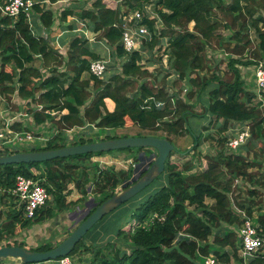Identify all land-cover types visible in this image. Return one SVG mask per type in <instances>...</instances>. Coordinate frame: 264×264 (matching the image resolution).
Listing matches in <instances>:
<instances>
[{"label": "trees", "instance_id": "obj_1", "mask_svg": "<svg viewBox=\"0 0 264 264\" xmlns=\"http://www.w3.org/2000/svg\"><path fill=\"white\" fill-rule=\"evenodd\" d=\"M122 2V6L113 9L103 0H95L92 8L78 13L65 8L59 18L65 21L68 16H77L87 21L88 28L97 33V38L116 46L118 54L124 55L121 43L123 30L114 25L119 21L121 9L143 10L153 5L165 25L162 34L170 41L171 65L180 75L177 85L183 88L185 84L182 80L185 79L189 87L185 97L172 105L165 88L159 87L169 82L167 75L143 69L137 64L141 59L137 51L130 55L121 72L112 73L108 81H102L88 74L91 59L101 54L94 49L97 45L84 35L71 41L65 57L44 35L34 30L25 14L17 19L0 15V94L11 102V94L18 88L19 97L27 101L23 109L32 115L35 124L38 126L50 121L58 131L45 147L31 151L67 146L65 131L86 123L102 128L135 125L151 132L140 136L165 137L173 144L174 136L190 132L194 136L192 150L195 151L204 137L198 131L205 130L195 129L191 115L210 117V124L215 125L220 136L217 139L212 138L210 133L207 136L216 143L218 151L206 157L208 164L200 170L196 162L203 157L202 153L196 162L193 155L183 165L171 158L167 160L164 171L167 182L137 203L131 214L142 223L155 213L163 219H155L150 227L119 228L116 235L118 242L121 241L119 245L118 242L104 243L98 239L87 245L88 234L105 215L76 244L69 256L84 246L85 250L94 252V260L90 264H196L195 261L201 262L199 256L205 258L212 250L223 262L231 263L232 258L240 260L237 255L238 233L229 229L241 225L240 210L252 215L254 205L261 203L263 192L259 188H264V100H260L258 93L246 86L238 65L258 64L264 58V0ZM34 11L43 27L49 29L56 23L57 15L53 9L35 5ZM144 22L154 29L155 20L146 19ZM192 22L193 31L190 30ZM222 27L231 29L232 33L224 37L218 32ZM252 31L256 33L255 38ZM158 42L163 40L155 37L148 47L152 49ZM208 49H223L229 58L216 61L215 57L209 56ZM225 64L227 69H224ZM195 98L204 102L201 113L194 110ZM107 99L114 103L112 111L106 106ZM155 100L166 103L163 107H156ZM12 105L15 109L20 108L17 102ZM39 106L42 108L39 109ZM52 111L63 113L56 119L58 115H53ZM243 121L250 123L252 140L242 149L247 153L253 152L252 160L242 152L229 153L224 149L228 138L225 132ZM21 126L16 124L17 129ZM116 137L120 136L104 139ZM94 141L81 139L74 144ZM252 141H258L259 145L255 147ZM147 150L128 147L42 162L0 165V248L15 245L28 248L23 241L11 242L18 227L27 228L32 222L43 223L57 213L72 209L74 204L87 202L91 187V193L100 195L97 201L101 204L132 176L131 169L109 166L99 169L91 179L83 163L97 155L121 151L136 152L134 160L137 161L138 155ZM192 150L184 153L190 155ZM174 154L172 152L171 157ZM18 175L35 177L51 195L47 204L32 219L24 218L11 195ZM241 178L252 186L247 190L248 196H259V200L251 199L245 204L239 192L238 180ZM70 184H74L82 194L77 201L68 200ZM259 221L264 227V215L259 217ZM175 244H179L181 252L189 257L178 250H166ZM211 244L216 249H212ZM53 247L51 243H45L29 249L47 251ZM128 248L130 253H127ZM104 249L106 251L102 252ZM249 264H264V253L258 254Z\"/></svg>", "mask_w": 264, "mask_h": 264}, {"label": "built area", "instance_id": "obj_2", "mask_svg": "<svg viewBox=\"0 0 264 264\" xmlns=\"http://www.w3.org/2000/svg\"><path fill=\"white\" fill-rule=\"evenodd\" d=\"M123 0H103V2L110 8L117 9L122 6L120 2ZM107 2V3H106ZM35 5H40V7L49 9L52 5L51 0H0V15L6 17H12L17 19L21 14H25L27 21L32 24V14ZM153 10H149L150 8ZM77 17V16H72ZM79 18V17H77ZM80 19V18H79ZM155 20L154 29L152 30L145 20ZM82 20V19H81ZM87 21H81V31H84ZM122 28V38L121 43L124 49V55H119L116 46L109 44L106 40H102L103 44L106 42V48L108 53L106 56H100L98 58H93L90 61L88 74L94 78L100 79L102 81H108L110 74H112L113 67L111 66L112 59L117 60L118 69L115 71L119 73L123 70V65L125 62L129 61L130 55L137 51L140 54L141 59L137 61V64L142 66L143 69H147L152 73L158 74L162 72L167 75L166 80L169 81L166 85H159V87H164L167 92V97H169L172 105H175L179 98L185 97L189 90L186 85V80L183 79L182 82L185 84L183 88L177 85L180 79L179 73L171 65V47L170 41L167 36L162 34L165 28L163 21L158 16L157 12L154 11V6H146L145 9H134L126 11L124 8L121 9L119 13V21L114 24ZM194 22L190 24V30L193 31ZM93 32V31H92ZM94 36L89 37L88 33L84 31V35L91 41L96 40L97 33L93 32ZM155 37L160 38L163 42H158L154 48L150 49L148 43L152 42ZM53 45L52 43H50ZM56 51L61 55L67 56L70 47L63 49L59 44L56 43L54 46ZM223 50V49H221ZM224 51V50H223ZM212 49H208L210 57H215L219 59V56L213 55ZM226 55V52H223ZM152 61V62H150ZM120 65V67H119ZM239 68L243 69L242 65H238ZM49 74V73H47ZM254 74L257 81V93L260 100H264V62H259L254 69ZM176 82V84H175ZM93 83V82H92ZM19 86L18 77L16 78V87ZM12 101L8 102L4 94H0V155L12 154L16 151L13 148H7L8 144H16L23 141L33 140L34 133L25 128L16 127L17 122L21 121L23 116H27L29 113L25 112L24 109L13 108L12 103L16 104L15 97H19L18 88L14 93L11 94ZM152 98V97H151ZM24 100V99H23ZM27 101L24 100V105ZM165 101L155 100L156 107H163ZM150 107V105H147ZM42 106H39L41 109ZM82 109V107H81ZM65 112V111H64ZM53 115H58L56 119L63 113H57L55 111L51 112ZM30 115V114H29ZM50 124L51 122L48 121ZM93 127L97 126L94 123H86L83 127ZM78 128V127H75ZM72 129L66 130L70 132ZM57 130V129H56ZM234 134H232L226 141L225 147L227 152L232 153L234 150L240 149L246 146L249 141L252 140V133L250 123L248 121H243L237 124L234 128ZM65 131V132H66ZM58 132V131H57ZM57 134V133H56ZM55 135V134H54ZM69 138L72 140L73 136L70 134ZM50 138H46L49 140ZM47 145V141L43 147ZM31 148L33 145H30ZM175 156L171 157L173 162H178L179 160L173 159ZM132 161V160H131ZM204 166L207 165L204 159ZM127 166V165H124ZM123 166V167H124ZM136 166V163L133 164ZM243 178L239 179V183ZM122 186V185H121ZM119 187V190L121 189ZM118 190V191H119ZM11 195L14 198L15 206L18 210L23 212L24 218L32 219L35 217L38 210L43 208L48 200L51 198L50 193L47 188L39 183V180L35 177H26L24 175H18L15 181V186L11 189ZM79 209V208H78ZM241 215V225L236 229L238 233V249L237 255L239 257L240 264H249L250 261L257 257L258 254L264 253V227L261 226L259 217L254 211L252 215L247 214L245 210L239 211ZM163 216H159L157 213L153 214L146 221L139 222L137 219L134 223L130 224V227L135 229L137 226L150 227L155 219H163ZM57 264H76L72 256H64L56 260ZM204 264H233L223 262L214 253L205 257Z\"/></svg>", "mask_w": 264, "mask_h": 264}, {"label": "rangeland", "instance_id": "obj_3", "mask_svg": "<svg viewBox=\"0 0 264 264\" xmlns=\"http://www.w3.org/2000/svg\"><path fill=\"white\" fill-rule=\"evenodd\" d=\"M87 1L93 3L95 0H87ZM122 3L123 2H120L121 5H122ZM149 10L151 11V10H153V8L151 7ZM87 24H88V22H87ZM218 32L220 34H222L224 37H228V35H230L232 33V30L229 28L222 27L219 29ZM90 33L91 34H89V36L93 37L94 34H92V32H90ZM82 35H84V34H82ZM84 37H86V34L84 35ZM252 37L253 38L256 37V33H254V31H252ZM102 40H100L96 36V40L91 41V43H93L94 45H97L94 49L96 51H98L101 54V56H106L108 53V50L106 48V42H104L105 44H103V42H101ZM48 41L50 42V38L48 39ZM223 52L224 51L221 49L214 50V52H212V54L213 55L215 54V56H219V59H216L214 57L213 58L216 61H219L222 59H228L229 55H227V54L223 55ZM63 56H65V55H63ZM261 62H264V58ZM218 63H220V62H214V64H218ZM111 66L113 67L112 73H116L115 71H117V69H118L116 59H114V58L112 59ZM242 66H243V69H241V68L240 69L242 72L243 79L246 83V86L257 92L258 85H257L256 77L254 74V69L256 68L257 64L253 63V64H249V65H245V66L242 65ZM119 67H120V65H119ZM221 69H223V68L221 67ZM224 69H227L226 64H225ZM195 100H196V98H195ZM203 108H204L203 100H196L194 103L195 112L201 113ZM194 118L197 120L200 119V117H198V116L191 115V120H193ZM201 119L203 121V125L200 123L201 124L200 128H197L196 125L193 124L196 130H200V129L205 130V131H198V132L203 133L204 137L201 139L200 147L195 149L196 154H195V151L192 150V147L194 145V136L192 133L188 132V133H185V135L173 137V142H174V145L176 147V150L173 151L175 153L173 155V156H175L173 159L179 160L178 163H180V165H183L193 155L196 157V158H194V161L196 162L198 160L199 154L202 153L203 157L200 159L199 162H196L197 163L196 166L199 168L198 170L204 169V164H203L204 159L206 160V163H207L206 157L208 155L212 156L213 154H215L218 151V147H217L216 143L213 142L212 138L217 139V137L220 136V131L217 130L215 125L210 124V122H209L210 117L209 116H207V118L204 117ZM233 128L234 127H232L229 131L225 132V134L227 135L228 138L232 134L235 133ZM55 130L56 129L54 128L53 132H55ZM149 133H151V132L144 131L140 127L135 126V125L123 126L120 128H102V127L93 128L91 126L90 127L88 126L84 130H79V132H73V135H72L73 139L71 140L69 137H66L65 141H67V144L70 145V144H74V142H79L81 139H84V140L93 139L95 141H98V140L104 139L107 136H120V137L121 136H123V137L124 136H140V135L149 134ZM209 133H210L212 138H209L207 136V135H209ZM252 142L254 143L255 147L257 145H259L258 141H252ZM41 143H42V141L41 140L39 141V139L35 135L33 140L23 141V142H19L16 144H8V145H6V147L16 149V151H25V150H31L30 145H33V144L36 148H40L42 146ZM190 149L193 152L190 155L186 153L187 154L186 155L184 152L187 150H190ZM224 149L226 150L225 146H224ZM243 150L244 149L240 148V149L234 150V152H236V153L242 152V154L244 156L246 155V156H248L249 159L252 160L253 159V156H252L253 152L247 153L246 151H243ZM146 153L148 155H150L151 153L152 154L156 153V150L152 149V148H148ZM135 155H136V152L131 153V152H125V151L115 152V153H107L104 155H97L94 157L95 158L100 157V156L108 157V160H107L108 162H105L104 160H94V158H92V159L86 161V164L83 163V168L87 170L91 179L97 175V172L99 169H104L105 167H109V166H112V167H115L118 169H124L123 166L128 165L133 170V167H134L133 164L137 163L139 160V159L137 161L134 160ZM139 155H138V157H139ZM115 158H118L120 160V161H118V162H120L119 164H116L115 162H114V164H111V163H113V161H116ZM145 162L148 164L149 159L148 158L144 159V163ZM262 163H263V167H264V159L262 160ZM34 172L38 173V171L36 169H34ZM192 172H194V171H192ZM43 178L46 179L45 176ZM166 182H167V175L165 173H163L157 179H155L145 190H143L140 194H138L135 198L129 200L127 203L122 204L121 206H119L118 208L114 209L112 212L107 214L104 219H106V217H108L109 215L115 213V211H117V210L118 211H124L123 209L126 208L125 205L128 206V205L132 204V206L130 208H128V211L127 212L125 211L121 215V219L119 220L120 221L119 225L116 222H112L115 226L114 229H112V227H111L112 223H111L108 227V230H109L108 232L104 233L101 231V233L99 235L100 238L98 237L99 241H102L104 243H106L108 241L118 242V239L116 237L118 229L121 227H128V226H130L131 223H134L136 221V218L131 215L133 210L135 209L136 204L145 200L150 194H152L153 192H155L156 190L161 188V186H163ZM71 185H73V184H70V189H71ZM239 186H240L239 192L241 193L240 197L245 201V204L246 203L248 204V202L251 199H254V201L257 199L258 200L260 199L259 196H255L253 198L252 197L250 198L248 196L247 190L252 188V186L250 185L249 181H246V179H243L240 182ZM259 189L263 192L262 199H260L261 203L255 204L253 207V211L258 216H261V215H264V188H259ZM71 191H72V189H71ZM93 198H95V197H93ZM98 198L99 197L97 196L96 201L98 200ZM134 201H138V202L135 203ZM73 208H75V204L72 205L71 210L61 212L58 215L52 217L51 219H49L43 223L32 222V224L27 228L18 227L16 235L11 238V242L23 241L24 243H26L28 248H36V247L43 245L45 243H51L54 246L58 245L76 228L74 219H77L76 213H75V211L77 209L73 210ZM233 229L236 230L238 228L230 227L229 230L233 231ZM94 230L95 229H93L88 234L89 240L94 241L97 239L96 237H92V233H95ZM86 243H87V245L93 244V243H89L88 241ZM117 244L118 245L121 244V241H119ZM211 248L216 249V246H214V244L213 245L211 244ZM126 250H127V253H130V251H131L130 248H128ZM105 251H106L105 249L102 250V252H105ZM211 253H214V251L212 250ZM71 256L75 260L76 264H90L91 261L94 260V252L93 251L89 252V251L85 250L84 246H82L76 253H74ZM62 257H64V256H62ZM62 257H60V258H62ZM199 259H201L202 264L205 263V258H201V256H199ZM56 260H50V261L41 262V263H34V264H57ZM20 263H21L20 260H17L14 258H6V259L0 260V264H20Z\"/></svg>", "mask_w": 264, "mask_h": 264}, {"label": "water", "instance_id": "obj_4", "mask_svg": "<svg viewBox=\"0 0 264 264\" xmlns=\"http://www.w3.org/2000/svg\"><path fill=\"white\" fill-rule=\"evenodd\" d=\"M128 147L152 148L156 150V153L148 155L146 151H142L139 155V161L132 170V176L123 182L121 189L113 196L101 204L95 198H90L85 202L84 207L77 209L75 211L76 216H80L74 219L76 228L58 245L47 251L32 250L19 245L3 246L0 248V260L14 258L20 260V264H34L56 260L62 256L69 255L76 244L98 221L114 209L137 196L164 173L166 162L171 158V153L176 150V147L165 137L153 135L124 136L88 143L70 144L56 149L19 151L12 154L0 155V165H5L42 162L72 155L109 152ZM146 158L149 159V163L145 167H142L144 159ZM166 250H178L181 252L179 244H175ZM182 254L189 257L185 253ZM195 263L202 264L200 261H195Z\"/></svg>", "mask_w": 264, "mask_h": 264}, {"label": "crops", "instance_id": "obj_5", "mask_svg": "<svg viewBox=\"0 0 264 264\" xmlns=\"http://www.w3.org/2000/svg\"><path fill=\"white\" fill-rule=\"evenodd\" d=\"M92 4L91 2H88L87 0H56L55 2H52V5L50 6L51 9H53L57 15V20L56 23L49 29L43 27L40 23H39V19H38V15L36 14L35 11H33L32 14V24H33V28L34 30H36L38 33H41L42 35H44L47 39L50 38V43L53 44V46L57 44H59L61 47H63L64 50H66V48L70 47L71 41L78 36H81L82 34H84V31L86 30L88 32V36L89 34H91L90 32H92L89 28L88 25H86L84 27V31H81V25L80 22L83 21L77 17H72V16H68V18L65 21H62L59 18V15L61 13V11L63 9H74L76 11V13L81 12L82 9H89L92 8ZM91 6V7H90ZM85 31V32H86ZM92 34H94L92 32ZM51 36V37H50ZM90 37V36H89ZM91 38V37H90ZM94 47V45H93ZM15 101L18 103L19 107L22 109L24 106V100L20 97H15ZM108 110L112 111L114 109V103L112 100L107 99V104H106ZM19 108V110H20ZM193 124L196 125L197 128L201 127V124L203 125V121L202 119H193L192 120ZM19 124H21V128H25L27 130H30L34 133V135L37 136V138L39 139V141L41 140L42 143L41 145L43 146L45 144L46 138H52L54 136V134L57 133V130H55V132H53V125L52 123L50 124L49 122H45L41 125H36L35 121L32 117V115L28 114L27 116H23L21 121L17 122ZM201 123V124H200ZM87 127H78V128H74L73 130H71L70 132L66 131L65 132V137H69V135H73V132H79V130H84ZM44 139V140H43ZM41 146V147H42ZM36 148L33 144V147L30 149ZM25 151H31V150H25ZM94 160H104L105 162H108V157H104V156H100V157H93ZM116 161H113L116 164H119L120 161L118 158H115ZM124 170H130L131 168L127 165L123 167ZM118 169V168H116ZM132 170V169H131ZM93 179V178H92ZM71 193L68 195V200L69 201H77L82 194L75 188L74 184L71 185ZM92 189V188H91ZM89 188V196H88V200L90 198L93 197H97L94 193H91ZM98 197L100 198V195H98ZM135 203L138 201H134ZM85 206V202L82 203H78L75 204V208L74 209H78V208H82ZM126 208L123 209L124 211H115V213L109 215L108 217H106V219H103L95 228V233H92V237H96L98 240L100 238V233L102 232H108V227L112 222H116L118 225L120 223V219H121V215L126 211H128V208H130L132 206V204L130 205H125ZM71 210V209H70ZM61 213V212H60ZM59 213H57L56 215H58ZM55 215V216H56ZM116 216V217H115ZM112 229L115 228L114 224H111ZM99 237V238H98ZM26 240V239H25ZM87 241L89 243H93L92 240L87 239ZM233 264H240L239 260L232 258L231 261Z\"/></svg>", "mask_w": 264, "mask_h": 264}, {"label": "flooded vegetation", "instance_id": "obj_6", "mask_svg": "<svg viewBox=\"0 0 264 264\" xmlns=\"http://www.w3.org/2000/svg\"><path fill=\"white\" fill-rule=\"evenodd\" d=\"M145 164L147 165V163H146V162H145V163L143 162V165H142V167H145V166H146ZM133 168H134V167H133ZM79 216H80V215H77L76 217H79Z\"/></svg>", "mask_w": 264, "mask_h": 264}]
</instances>
